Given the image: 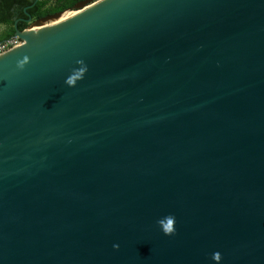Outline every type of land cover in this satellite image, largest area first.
<instances>
[{"label": "water", "instance_id": "1", "mask_svg": "<svg viewBox=\"0 0 264 264\" xmlns=\"http://www.w3.org/2000/svg\"><path fill=\"white\" fill-rule=\"evenodd\" d=\"M66 12L0 56V264H264V0Z\"/></svg>", "mask_w": 264, "mask_h": 264}, {"label": "trees", "instance_id": "2", "mask_svg": "<svg viewBox=\"0 0 264 264\" xmlns=\"http://www.w3.org/2000/svg\"><path fill=\"white\" fill-rule=\"evenodd\" d=\"M84 0H39L36 4L29 0H0V25H6L10 28L8 34L1 40H7L15 34L16 13L19 12L21 18L27 19L24 9L28 10L33 20H38L56 13L75 10L76 5ZM21 31L26 30V24H18Z\"/></svg>", "mask_w": 264, "mask_h": 264}, {"label": "built area", "instance_id": "3", "mask_svg": "<svg viewBox=\"0 0 264 264\" xmlns=\"http://www.w3.org/2000/svg\"><path fill=\"white\" fill-rule=\"evenodd\" d=\"M21 43H23V41L16 36L2 41L0 43V56Z\"/></svg>", "mask_w": 264, "mask_h": 264}, {"label": "bare ground", "instance_id": "4", "mask_svg": "<svg viewBox=\"0 0 264 264\" xmlns=\"http://www.w3.org/2000/svg\"><path fill=\"white\" fill-rule=\"evenodd\" d=\"M77 13H79V12H74V11H72V12H66L59 20L52 21V22L48 23L47 25H45V26H43L41 28H48V27L54 26V25H56V24H58V23H60V22H62L64 20L72 17L73 15H75ZM31 31H35V28L32 29Z\"/></svg>", "mask_w": 264, "mask_h": 264}, {"label": "flooded vegetation", "instance_id": "5", "mask_svg": "<svg viewBox=\"0 0 264 264\" xmlns=\"http://www.w3.org/2000/svg\"><path fill=\"white\" fill-rule=\"evenodd\" d=\"M29 1H32V3L34 2V4H35V2H36V0H29ZM31 7L29 6V7H27V8H25L24 9V12H25V15L27 16V19H25V18H21L20 16H19V12H15L16 13V17H17V19H16V21H18V24L20 23H24V24H26L27 25V28L31 25V23H27V21L29 20V17H31L30 15H29V13H28V10L30 9ZM32 18V17H31ZM33 19V18H32ZM33 22L35 21V20H32ZM15 27V26H14ZM26 28V29H27Z\"/></svg>", "mask_w": 264, "mask_h": 264}, {"label": "crops", "instance_id": "6", "mask_svg": "<svg viewBox=\"0 0 264 264\" xmlns=\"http://www.w3.org/2000/svg\"><path fill=\"white\" fill-rule=\"evenodd\" d=\"M10 28L6 25H0V39L3 38L4 36H6L9 32ZM4 41L1 40L0 43Z\"/></svg>", "mask_w": 264, "mask_h": 264}, {"label": "clouds", "instance_id": "7", "mask_svg": "<svg viewBox=\"0 0 264 264\" xmlns=\"http://www.w3.org/2000/svg\"><path fill=\"white\" fill-rule=\"evenodd\" d=\"M216 257L214 256V259H215Z\"/></svg>", "mask_w": 264, "mask_h": 264}, {"label": "rangeland", "instance_id": "8", "mask_svg": "<svg viewBox=\"0 0 264 264\" xmlns=\"http://www.w3.org/2000/svg\"><path fill=\"white\" fill-rule=\"evenodd\" d=\"M70 11H74V10H70Z\"/></svg>", "mask_w": 264, "mask_h": 264}]
</instances>
